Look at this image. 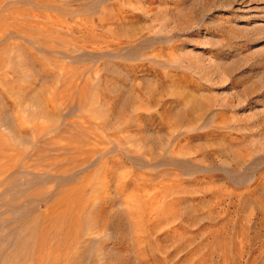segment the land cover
Segmentation results:
<instances>
[{"label": "rangeland", "instance_id": "obj_1", "mask_svg": "<svg viewBox=\"0 0 264 264\" xmlns=\"http://www.w3.org/2000/svg\"><path fill=\"white\" fill-rule=\"evenodd\" d=\"M0 264H264V0H0Z\"/></svg>", "mask_w": 264, "mask_h": 264}]
</instances>
